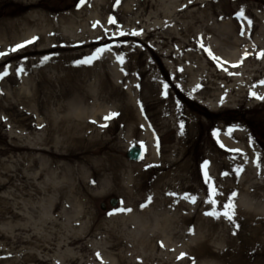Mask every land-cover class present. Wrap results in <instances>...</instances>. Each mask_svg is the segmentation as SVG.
Wrapping results in <instances>:
<instances>
[{
  "label": "bare ground",
  "instance_id": "1",
  "mask_svg": "<svg viewBox=\"0 0 264 264\" xmlns=\"http://www.w3.org/2000/svg\"><path fill=\"white\" fill-rule=\"evenodd\" d=\"M221 1L119 0L117 3V0H83L72 12L64 13L57 18L51 13L34 10L19 19V25L23 30L22 35L27 36L21 41L37 38L18 50L29 53L28 55H35L22 62L23 65L28 62L37 64L40 66V72L50 66L64 68L65 75L68 76L67 79H74V85H63L59 96L63 97L74 92V100L60 103L57 110L47 109L50 112L49 118L42 127L37 125L34 120H29L31 123L26 125L29 129L43 131L39 134L41 142L38 146L41 147L39 150L44 152L37 154L36 150H29L30 153L26 157L34 162H40L41 167L37 171H40V176H43L47 170L51 171V182L47 183V186L54 188L53 191L59 192L61 197L60 202L46 201L44 215L34 221L27 217L24 209L21 214L13 212L9 223L13 227L12 229L18 228L20 233H14L13 230L11 248L15 247V243H27L28 247L25 248L26 250L28 248L29 252L26 254V258L36 264H82L83 262L96 264L92 260H87L85 254H79L81 251L90 250L87 244L79 241L77 237L79 232H76V229L80 227L81 219L74 218L72 225L64 228V233H68L69 229L71 234L59 236L56 231L51 233L60 240L58 243L53 237L40 232L39 222L44 223L49 219L53 224H56L59 216L53 220L48 215L49 212L55 213L60 209L59 212L62 213L61 207L72 205L76 196L83 199L90 198L96 191L102 193L109 189L119 190L123 187L125 174L126 177H134L138 180L145 176L147 165L150 164H155L153 167L155 172L164 171L158 173L155 178V181L158 182L156 187L162 193L169 187L176 190L190 189L184 173L189 165L188 160H178L177 166L167 172L166 168L174 165L171 161L175 159L176 155H181L182 150H186L189 142L188 137L194 135L197 126L205 125L206 121L193 110L187 112L179 99L183 98L186 102L196 101L205 107V113L211 112L206 113L210 115L223 102L229 103L233 99L232 91L234 90L239 93L240 97L244 96L245 98L250 96L251 91L257 93L259 88L261 93H264V85L259 84L260 81H264V77L262 78L264 73L257 74L261 70L264 71V40L261 39L258 42V45L261 46L260 51L251 52L250 47L245 48L247 51L239 50L238 43L241 40L244 42L248 36L245 32H242L244 35L241 36L240 29L237 28V39H235L234 34H231L232 22L225 20L220 23V20L227 18L228 15L227 11L218 9ZM26 2V6L31 8L39 4L38 0H26ZM110 18L115 23H109ZM233 25L236 23L234 22ZM200 26L204 29H198ZM185 29H191L193 35L190 32L185 34ZM3 30L4 27L0 28V31ZM208 31L216 33L221 36V39L231 42L230 44L235 46L220 53L214 47V43L211 41L213 39H209ZM133 32H139L140 35H133ZM120 33H124V35H120ZM11 43L12 41H6V45ZM191 44L200 53L195 54L197 65L214 66L220 72L219 76L223 80L218 81L215 88L205 84L204 74L186 80V72L180 68L175 69L178 57H181L178 50H185ZM201 44L204 45L203 48ZM105 45L108 46V50L97 54V58L93 59L91 63H76L78 60L93 55L97 48H104ZM160 45L166 47V50L160 52L162 48ZM209 51L212 55H209ZM45 52L54 53L44 54ZM6 53L7 55L0 56V63L17 54ZM246 53L247 55H245ZM142 54H144V58ZM118 55L123 57L122 61L117 59ZM159 55L173 58L171 59L173 63L167 60L160 62ZM213 56L219 59H213ZM45 57L48 59H44ZM201 57H206V61L203 62ZM254 62H257L259 66L251 70L247 69L249 64ZM141 65H144L142 70L140 69ZM234 65L235 67H233ZM149 69L153 70L150 77L151 82L140 80L139 86L136 83L134 89L130 87H128L129 90L126 89L130 81L126 78H132V73L138 75L139 78L144 77L149 73ZM178 71L181 72L180 78L183 82H180L176 88L174 82L169 78L171 73L178 76ZM246 71H249L248 74H245ZM251 71L253 73L249 74ZM60 77L61 74L58 73L53 78L60 79ZM255 79L258 81L256 82ZM230 80L231 82L228 84ZM140 84L148 88L146 93H143L144 90L141 89ZM165 84L168 85L167 88L164 87ZM122 88L126 90L125 97L117 98V101L110 106L99 103L89 105V102L93 100L113 97L116 89ZM170 88L174 89L175 96L170 93ZM220 88H224V92H214ZM183 91L189 92L187 96L184 97ZM72 104H74V109L70 107ZM111 112H118L119 115L105 120L104 117ZM119 117H122L121 121L116 120ZM149 118L152 121H161L164 127H168L172 121L178 134L177 146H173L170 149L172 150L170 157H166L162 146L157 147V145L151 144L143 163L127 164L120 154L123 149L120 142L125 139L129 145L131 143L129 138L138 131L141 133L144 131L149 135L153 134V126L147 123ZM181 122L184 125L183 129L180 127ZM116 124L126 130L125 134H117L119 144L112 142L113 138L108 137ZM170 129L175 131V129ZM218 137L219 141H216L217 144L214 143L213 146L215 149L208 147L211 150L219 151V156H224L226 175L231 176L225 179V184L222 185L224 192H230L228 194L231 196L224 195V198H229L227 203L231 204L234 213H238V216L264 222V165L260 167L253 157L248 160L250 166L247 169L237 167L236 173L228 171L227 169L230 170L233 167L229 158L235 155L233 150L235 152L250 150L251 146L248 141H244L246 138L241 132L234 129H223ZM64 146H74V150H61ZM55 168H59L60 171H55ZM216 168L218 170L223 168L220 162ZM27 170L29 171L30 168ZM213 170V167L210 168L208 173H212ZM29 173L33 172L29 171ZM238 173L239 175H237ZM215 179L219 180L217 175ZM170 181L177 182V187H173ZM94 185H97L99 191L95 190ZM45 186L46 184H39L35 196L41 193L40 191L44 190ZM142 190L139 188L137 193H142ZM233 192L236 193L235 196H232ZM157 194L158 191L154 190L151 195L141 196L150 198L146 200L150 205H154V208L156 205L160 206L159 210L155 212L159 215L162 207H165V203L170 200L166 197H154ZM35 196L31 195L32 200H35ZM178 198L180 200L176 198L175 205L181 206L183 203L182 193ZM135 199H131L130 206L139 210L140 217L138 216L134 221L142 226H148L144 216L150 215L148 217H151L152 206L145 210V205L139 199ZM8 202H10L9 205L12 204L10 200ZM164 212H166L165 209ZM171 217L172 215L170 219ZM162 220L161 225L164 224ZM237 223L241 222L237 220ZM27 231L32 232L26 233ZM261 241H263L262 250L259 254L264 255V236ZM74 245H76L75 248ZM116 246H119V243L113 244L112 248ZM53 249H55V253L48 255ZM97 258L99 257L97 256ZM94 259L96 260L95 256ZM104 259L106 261L104 264H122L123 261L122 258L117 260V258L110 257V254H106ZM259 264H264V260Z\"/></svg>",
  "mask_w": 264,
  "mask_h": 264
},
{
  "label": "rangeland",
  "instance_id": "2",
  "mask_svg": "<svg viewBox=\"0 0 264 264\" xmlns=\"http://www.w3.org/2000/svg\"><path fill=\"white\" fill-rule=\"evenodd\" d=\"M82 1L38 0L39 4L31 8L26 6V0H0V28L4 27V30L0 31V52L17 53L13 58L0 63V72L7 71V75L0 78V264H36L26 258V254L29 252L28 248L27 250L25 248L28 247L27 243H15V247L11 248L10 242H13V239H11L12 232L14 230V233L18 234L20 230L18 228L12 229L13 227L9 221L12 219L13 212L21 214L23 209L32 221L39 219L44 215L46 201L60 202L61 197L59 192L53 191L54 188L47 186V183L51 182V171L47 170L43 173V176H40V171L37 172L41 167L40 162H34L26 157L30 153L29 150H36L37 154L44 153L39 150L41 147L38 146L41 142L39 134L43 131L29 129L26 125L31 123L29 120H34L37 125L43 126L50 114L47 109L57 110L60 103H68L74 100V92L63 97L59 96V91L63 85H74V79H67L68 76L65 75L64 68L50 66L45 71L40 72V66H37V64L28 62L23 65L22 63L35 55H28L29 53L18 50L16 52L10 51L12 47L20 44L22 39L27 38L24 34L22 35L23 30L19 25V19L34 10L51 13L57 18L59 15L72 12ZM218 9L228 12L227 18L220 20V23L230 20L232 22V35L234 34L236 37V30L239 28L241 36L244 35L242 32H245L248 36V39H245L244 42H241V40L238 43L239 50L247 51L246 47H250L251 52L261 50V46L258 45L261 39L264 40V3L261 0H222L218 5ZM241 10L244 12V17L237 15ZM248 20L251 21L250 25ZM234 22L238 27L233 25ZM198 29L204 28L200 26ZM188 32L192 34L191 29H185V34ZM208 32L209 39H213L211 41L220 53L226 52V50H230L235 46L230 44L231 42L221 39V36L216 33ZM6 41H12V43L6 45ZM99 46L102 47V45ZM160 47H162L160 52L166 50V47L161 45ZM178 52L181 53V57H178L175 69L184 70L186 80L204 74L205 84L213 88L217 86L218 81L223 80L219 76L220 72L214 66L205 65L202 67L197 65L195 54L199 52L193 44L185 50H178ZM48 53L54 52H45L44 54ZM142 57L144 58V54H142ZM159 59L160 62L167 60L173 63L171 57L159 55ZM201 59L203 62L206 61V57H201ZM256 66H259L257 62L250 63L247 69L251 70ZM143 67L144 65H141L140 69L142 70ZM20 68L23 70L18 71ZM152 72L153 70L149 69V73L140 78L132 73V78H126L130 80L126 89L129 90L128 87L134 89V85L138 84L140 80L151 82ZM248 72L246 71L245 74H248ZM58 73L61 74L60 79H54L53 77H56ZM180 73L178 71V76L170 74L169 79L174 82L176 88L180 85V82H183ZM252 73L253 71L249 74ZM263 73L264 71L261 70L257 74L261 75ZM210 75L212 76L210 77ZM255 81L257 82L258 79H255ZM230 82L231 80L228 81V84ZM205 84L201 85L206 86ZM140 86L144 90L143 93L148 91L145 85L140 84ZM125 91L124 88L116 89V95L114 94L113 97L104 100L96 99L89 102V105L99 103L110 106L117 101V98L123 99ZM170 91L174 95V89L170 88ZM183 92L184 97L189 93L188 91ZM214 92L222 93L224 88L216 89ZM257 93L262 94L260 88ZM232 95L233 99L229 103L223 102L210 115L206 113L211 112L205 113V107L196 101L186 102L183 98L179 99L187 112L193 110L201 119L206 121L205 125L197 126L194 135L188 137L189 142L186 150H182V154L176 155L175 159L171 161L174 165L166 168L167 172V170L174 169L177 166L178 160H188L189 165L184 173L190 189L176 190L169 187L162 193L156 187L158 182L155 181V178L158 173L164 171L157 173L153 168L155 164H150L147 165L145 176L138 180L134 177H126L125 174L123 176V187L119 190L109 189L102 193L96 191L90 198L83 199L76 196L72 205L61 207L62 213L59 212L60 209L55 213L49 212L48 215L53 220L56 219V216H59V218L56 224H53L52 220L49 219H45L47 221L44 223L40 221L38 225L40 226L38 227L40 232L53 237L55 242L58 243L60 240L55 234L51 233L56 231L59 236L71 234L69 229L68 233H64V228L72 225L74 218L81 219V225L76 229V232H79L77 237L79 241L86 243L90 250L81 251L79 254H85L87 260H92L96 264H104L106 254H110V257L117 258V260L122 258V264H259L262 262L264 255L259 254V252L262 250L261 244L263 241L261 239L264 236V222L252 221L249 218L245 219V216H238V213H234L232 207L224 209V204L229 200V198H224V195L227 197L231 195L228 194L230 193L228 191L224 192L222 185L225 184V179L231 176L226 175L224 156H219V151L211 150L208 147L215 145L216 137L223 129H234L241 132L246 138L244 141L250 143L251 149L238 150L239 152L233 150L235 155L227 156L230 158L233 167L227 170L236 173L235 169L237 167L247 169L250 166L248 160L253 157L260 167L264 165V100H259L252 95L247 98L240 97L236 90L232 91ZM73 105L70 106L72 109H74ZM116 120L121 121L122 117ZM147 123L153 126V134L150 133L149 135L144 131L142 133L138 131L129 138L131 142L129 145H127L125 139L120 142V145L123 146L120 154L127 164L138 165L143 163L151 144L157 145V147L162 146L166 157H170L172 151L170 149L177 146L178 134L172 121L168 127H164L161 121H152L151 118L147 120ZM170 128L175 129V131ZM125 132V129L116 124L108 137L113 138L112 142L119 144L117 134H125ZM136 144L144 148V155L139 161H131L127 158L126 152ZM61 150H74V146H64ZM231 158L233 159L231 160ZM204 161H209V163L205 166ZM219 162L223 167L220 170L216 168ZM212 167L213 172L208 173V170ZM27 168H30L29 171L33 173H29ZM54 170L60 171L59 168ZM216 175L219 180L215 179ZM57 179L60 180V178ZM170 183L173 187H177V182L170 181ZM39 184H46V186L44 190L40 191L41 193L35 196ZM94 187L95 190H98L97 185H94ZM139 188L143 190L142 193L138 194L137 190ZM154 190L158 191V194L154 197H166L170 200L165 203V207H162L159 215L155 212L159 210L160 206L156 205L154 208V205L152 206L147 202L149 198L141 196L151 195ZM170 193L175 195H170ZM181 193L183 203L181 206H176L175 199L180 200L178 196ZM31 195L35 196V200H32ZM112 197L119 199V203L115 207L109 204V199ZM132 198L139 199L145 205V210L152 206L151 217H148L150 215L144 216L147 219L148 226L135 223L134 220L138 216L140 217V214L138 215L139 210L130 206ZM9 200L12 202L11 205H9ZM213 200L216 201L215 204L212 203ZM104 201L107 204L105 210L100 206ZM121 208L131 209V211L117 210ZM164 209L166 212L163 213ZM225 211L229 212L231 219L224 215ZM210 212L216 214H206ZM161 220L164 221L165 225H161ZM237 220L241 223H237ZM83 228L84 232L82 233ZM30 232L32 231L26 233ZM115 243H119V246L112 248ZM46 245H48V242H46ZM75 246L73 247L75 248ZM54 253L55 249L51 250L48 255ZM181 253L186 255L181 259H177ZM82 264H88V262Z\"/></svg>",
  "mask_w": 264,
  "mask_h": 264
},
{
  "label": "snow or ice",
  "instance_id": "3",
  "mask_svg": "<svg viewBox=\"0 0 264 264\" xmlns=\"http://www.w3.org/2000/svg\"><path fill=\"white\" fill-rule=\"evenodd\" d=\"M118 2H119V0H117V3H118ZM237 15L240 16V17H244V12L241 10L240 12L237 13ZM109 23H115V21H114L113 19L110 18ZM248 24H249V25L251 24V21H250V20H248ZM94 26H95V25H94ZM132 34H133V35H140L139 32H133ZM120 35H124V33H120ZM35 39H37V38H36V37H33V38H32L33 41H34ZM31 42H32V41H25V42L22 43V44H17V45H15L14 47H12V48L10 49V51H12V52H16L17 50L23 48L26 44L31 43ZM201 47L203 48L204 45L201 44ZM105 50H108V46H107V45H105L104 48H97V49L95 50V53H94L93 55H91V56H89V57H85L83 60H78V61H76V63H78V64H79V63H91L93 59L97 58V54L102 53V52L105 51ZM5 55H7L6 52H0V56H5ZM209 55H212V53H211L210 51H209ZM245 55H247V53H246ZM44 59H48V57H45ZM117 59H120V60L122 61L123 57H122L121 55H118V56H117ZM213 59H217V60H218L219 58L213 56ZM233 67H235V65H234ZM22 70H23L22 68L18 69V71H22ZM4 75H7V71L0 72V78H2ZM259 84H260V85H264V81H260ZM164 87L167 88L168 85L165 84ZM254 87H255V85H254ZM165 94H166V93H165ZM250 95L254 96L255 98H257V99H259V100H264V95H259V94L256 93L255 91H251V92H250ZM117 115H119V114L116 113V112H111V113H109L108 115H106V116L104 117V119H105V120H108V119H110V118H112V117H115V116H117ZM102 126H106V125H102ZM41 127H42V125H41ZM180 127H181V129H183V127H184L183 122H181ZM203 163H204V165L206 166V165L209 163V161H204ZM205 175H207V173H205ZM170 195H175V194H174V193H170ZM235 195H236V193L233 192V193H232V196H235ZM149 199H150V198H149ZM193 202H194V198H193ZM212 203L215 204L216 201L213 200ZM230 207H231V204H230V203H225V204H224V209H229ZM117 210H118V211H131V209H123V208H121V209H117ZM109 214H111V213H109ZM206 214H209V215H215L216 213H214V212H210V213H206ZM224 215H225V216H228L229 219H231V216L229 215V212H228V211H225V212H224ZM97 255H99V254H97ZM185 255H186L185 253H181L180 256L177 257V259H181V258H183Z\"/></svg>",
  "mask_w": 264,
  "mask_h": 264
},
{
  "label": "water",
  "instance_id": "4",
  "mask_svg": "<svg viewBox=\"0 0 264 264\" xmlns=\"http://www.w3.org/2000/svg\"><path fill=\"white\" fill-rule=\"evenodd\" d=\"M141 156V149L136 146V147H133L129 152H128V157L130 159H139ZM116 203V200H112V204Z\"/></svg>",
  "mask_w": 264,
  "mask_h": 264
}]
</instances>
